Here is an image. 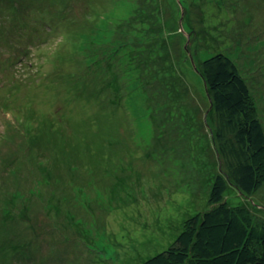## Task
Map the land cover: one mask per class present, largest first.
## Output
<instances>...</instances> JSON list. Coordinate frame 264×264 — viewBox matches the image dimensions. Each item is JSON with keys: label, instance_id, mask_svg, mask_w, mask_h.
Masks as SVG:
<instances>
[{"label": "rangeland", "instance_id": "374dc122", "mask_svg": "<svg viewBox=\"0 0 264 264\" xmlns=\"http://www.w3.org/2000/svg\"><path fill=\"white\" fill-rule=\"evenodd\" d=\"M216 52L264 129V0H0V264L140 263L218 175L264 218V156L241 197L218 151L201 71Z\"/></svg>", "mask_w": 264, "mask_h": 264}, {"label": "trees", "instance_id": "16d2710c", "mask_svg": "<svg viewBox=\"0 0 264 264\" xmlns=\"http://www.w3.org/2000/svg\"><path fill=\"white\" fill-rule=\"evenodd\" d=\"M201 71L217 116L215 138L228 177L235 194L250 197L262 185L264 156V129L251 92L225 52L203 59ZM229 189L218 175L208 194V209L183 219L168 247L136 264H264V218L247 205L230 206Z\"/></svg>", "mask_w": 264, "mask_h": 264}, {"label": "bare ground", "instance_id": "6f19581e", "mask_svg": "<svg viewBox=\"0 0 264 264\" xmlns=\"http://www.w3.org/2000/svg\"><path fill=\"white\" fill-rule=\"evenodd\" d=\"M141 10V14H142V11L143 10H149V9H147V8H145L144 6L142 7V9H140ZM150 11V10H149ZM148 11V12H149ZM123 40L125 41V38H123ZM117 61H118V58L117 59H115V63H117ZM120 65V64H119ZM118 76H119V74H117ZM117 76V77H118ZM42 89H44V90H51L47 85H41V89H38L37 87H35L34 88V91H38V92H40ZM55 93V92H54ZM47 93H45L44 95V97H43V99H45L46 101H54V100H58V99H55L54 98V95L53 96H51L53 93L51 92V93H49V94H47ZM122 139H123V142L122 143H126L127 141H126V139H128V135H127V133L124 135V137H122ZM145 168H146V166H145ZM176 171V170H175ZM139 172H141L140 170H139ZM173 176L175 177V174H173ZM98 177L99 176H96V181H101V179H98ZM157 178V177H156ZM159 178V177H158ZM97 185H98V187L100 186V184H99V182H97ZM90 188H92L91 186H90ZM91 191H92V189H91ZM93 192V191H92ZM74 198H75V195L74 194H72V193H70L69 195H68V200H66V202L67 203H72L71 201H74ZM72 206H74V203L72 204ZM78 206V205H77ZM74 207H76V206H74ZM80 256V255H79ZM86 258H87V256L85 255L84 256V260H82V262H87V260H86ZM91 260H89L88 262H90ZM87 262V263H88Z\"/></svg>", "mask_w": 264, "mask_h": 264}]
</instances>
